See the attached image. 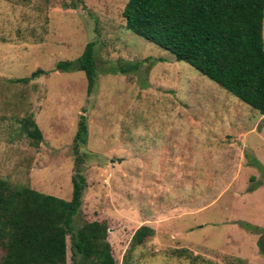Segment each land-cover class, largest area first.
<instances>
[{"label": "rangeland", "instance_id": "1", "mask_svg": "<svg viewBox=\"0 0 264 264\" xmlns=\"http://www.w3.org/2000/svg\"><path fill=\"white\" fill-rule=\"evenodd\" d=\"M125 2L0 0V179L68 200L83 115L85 189L73 222L105 223L115 264H264V233L253 231L264 229V117L125 30ZM87 43L90 94L82 72L54 68ZM125 65L135 70L117 71ZM28 115L37 145L20 131ZM142 225L153 234L131 247ZM69 256L66 237L65 264Z\"/></svg>", "mask_w": 264, "mask_h": 264}, {"label": "trees", "instance_id": "2", "mask_svg": "<svg viewBox=\"0 0 264 264\" xmlns=\"http://www.w3.org/2000/svg\"><path fill=\"white\" fill-rule=\"evenodd\" d=\"M264 0H126L121 10L125 30L168 52L226 93L264 117ZM60 72H82L86 93L96 78L93 44L87 43L71 61L54 65ZM131 65L118 72L135 70ZM29 77L11 82L25 84ZM20 131L32 145L42 137L31 115L20 120ZM86 124L80 115L72 139L73 173L68 200L44 195L25 186L11 188L0 179V264H65V238L69 264H115L102 222L74 225L85 180L81 173ZM256 233L264 229L256 228ZM153 230L138 227L130 246L140 245ZM264 258V241L257 242Z\"/></svg>", "mask_w": 264, "mask_h": 264}, {"label": "crops", "instance_id": "3", "mask_svg": "<svg viewBox=\"0 0 264 264\" xmlns=\"http://www.w3.org/2000/svg\"><path fill=\"white\" fill-rule=\"evenodd\" d=\"M199 163H200V159H199ZM216 164L218 165V162H216ZM199 170H200V169H199ZM199 175H200V173H199ZM193 177H194V175H193ZM193 177H192V178H193ZM190 178H191V177H190ZM190 178H189V179H190ZM192 178H191V179H192ZM189 179H188V180H189ZM145 226H146V225H145ZM149 228H150V227H149Z\"/></svg>", "mask_w": 264, "mask_h": 264}]
</instances>
